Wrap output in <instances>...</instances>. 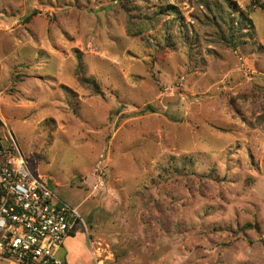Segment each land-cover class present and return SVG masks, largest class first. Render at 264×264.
Returning a JSON list of instances; mask_svg holds the SVG:
<instances>
[{"label": "rangeland", "instance_id": "374dc122", "mask_svg": "<svg viewBox=\"0 0 264 264\" xmlns=\"http://www.w3.org/2000/svg\"><path fill=\"white\" fill-rule=\"evenodd\" d=\"M0 144L66 264H264V0H0Z\"/></svg>", "mask_w": 264, "mask_h": 264}, {"label": "built area", "instance_id": "2783aa9c", "mask_svg": "<svg viewBox=\"0 0 264 264\" xmlns=\"http://www.w3.org/2000/svg\"><path fill=\"white\" fill-rule=\"evenodd\" d=\"M52 190L32 175L17 145L0 144V258L9 264H66L55 253L79 215Z\"/></svg>", "mask_w": 264, "mask_h": 264}, {"label": "trees", "instance_id": "16d2710c", "mask_svg": "<svg viewBox=\"0 0 264 264\" xmlns=\"http://www.w3.org/2000/svg\"><path fill=\"white\" fill-rule=\"evenodd\" d=\"M226 3V2H225ZM215 4V7H217V9L220 11V12H223V8H222V3H219V2H216V3H214ZM226 5H228L229 6V4L228 3H226ZM31 17V13L30 14H28L27 15V18L26 19H29ZM246 18H243V20H245ZM221 23V22H220ZM229 28H232V29H235V31L236 30H238L237 32H235L234 30H232L231 32H230V35L232 36V38L231 39H233V37H236V34H238V33H241V32H244L243 30H241V29H239V28H234L233 27V25L231 24V25H229V27H228V29ZM229 39H230V37H229ZM232 41V40H231ZM246 227V226H245ZM72 233V230L69 232V234H71ZM68 234V235H69Z\"/></svg>", "mask_w": 264, "mask_h": 264}, {"label": "water", "instance_id": "95a60500", "mask_svg": "<svg viewBox=\"0 0 264 264\" xmlns=\"http://www.w3.org/2000/svg\"><path fill=\"white\" fill-rule=\"evenodd\" d=\"M47 185L50 189H53L54 188V185L52 184V182H47Z\"/></svg>", "mask_w": 264, "mask_h": 264}, {"label": "crops", "instance_id": "0c3cea01", "mask_svg": "<svg viewBox=\"0 0 264 264\" xmlns=\"http://www.w3.org/2000/svg\"><path fill=\"white\" fill-rule=\"evenodd\" d=\"M74 227H75V226H74ZM73 229H74V228H73ZM72 232H73V230H72ZM67 236H68V235H67ZM60 246H61V245H60ZM58 249H59V248H58ZM58 249H57V250H58ZM57 250H56V251H57ZM6 262H8V261H6Z\"/></svg>", "mask_w": 264, "mask_h": 264}]
</instances>
